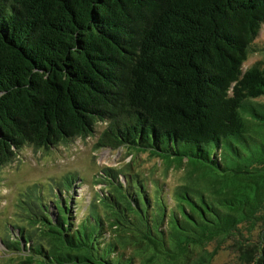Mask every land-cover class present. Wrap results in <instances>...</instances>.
I'll list each match as a JSON object with an SVG mask.
<instances>
[{"label": "trees", "instance_id": "1", "mask_svg": "<svg viewBox=\"0 0 264 264\" xmlns=\"http://www.w3.org/2000/svg\"><path fill=\"white\" fill-rule=\"evenodd\" d=\"M263 24L264 0H0V167L25 146L65 145L106 122L100 147L148 151L165 170L191 168L189 178L211 166L238 171L263 190L264 141L249 131L264 130V62L242 69L264 54L254 43ZM165 140L215 155L197 162ZM223 147L234 167L217 158ZM97 176L104 187L79 220V175L64 176L49 201L39 184L24 189L0 235L5 264H212L227 240L239 264H264V233L257 249L255 226L242 225L259 221L261 198L253 210H217L180 184L176 202L156 203L145 184L131 193L119 170Z\"/></svg>", "mask_w": 264, "mask_h": 264}, {"label": "rangeland", "instance_id": "2", "mask_svg": "<svg viewBox=\"0 0 264 264\" xmlns=\"http://www.w3.org/2000/svg\"><path fill=\"white\" fill-rule=\"evenodd\" d=\"M258 48L264 44V24L254 41ZM264 62V54L256 51L250 54L249 58L243 63L242 69L245 70L256 61ZM257 102L264 103V95L256 99ZM106 127V122H98L95 131L84 138L77 137L68 144L56 145L48 149H35L32 146L23 147L17 156L9 163L0 167V235L6 234L7 221L16 212V204L21 197V192L28 186L39 184V189L44 191L49 201L54 191L61 190L60 183L64 176L79 175L81 178L74 186L73 198L77 202L74 211L77 212V220L89 213V204L96 197V192L104 187L103 183L94 181L104 180L98 177L101 170L114 168L123 173V184L130 188L134 193V188L138 184H144L153 191L156 203H173L176 202L175 191L185 192L188 190L192 197L200 202L203 197L207 202L217 210H221L225 203L235 202L239 210H253L259 205V199L264 201V196H260L263 190H260L261 179L246 180L242 177H235L234 174L241 172L231 170L223 172L217 166L206 169H196L191 178L188 177L190 169L185 166L180 168H166L165 158H157L146 152H139L128 146H121L117 149L100 147L97 145L101 132ZM254 142L264 141V130L250 129ZM253 143V142H251ZM193 142L171 141L163 142L167 151H177L182 154H191L198 156L197 162H201L205 155L210 154L214 157L213 147L197 146ZM244 146L247 148L246 144ZM257 149V146H254ZM230 147H223L216 150L217 158H220L221 165L224 167H234L230 160H225ZM126 178V181H125ZM139 180L140 182H137ZM143 181V182H142ZM158 183H157V182ZM160 184H165L167 192L163 195ZM181 184V185H180ZM189 184V186H188ZM180 185V187L178 186ZM178 186V187H177ZM177 187V188H176ZM133 190V191H132ZM41 192V193H42ZM69 194V193H68ZM68 200V197H67ZM245 204L248 206L243 207ZM257 217L259 221L254 225L245 223L243 226H255L250 235V243H255L257 249L263 246L262 241L257 242L260 234L264 233V202L258 208ZM245 236H248L247 230L242 228ZM1 238V237H0ZM216 243L212 242L207 248L211 250ZM232 240H227L219 249L212 264H239L240 251L231 246ZM3 244L0 239V264H5L3 260ZM255 250L253 251V256ZM3 260V261H2ZM252 262V260H251ZM251 264V263H249Z\"/></svg>", "mask_w": 264, "mask_h": 264}]
</instances>
